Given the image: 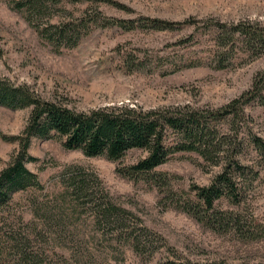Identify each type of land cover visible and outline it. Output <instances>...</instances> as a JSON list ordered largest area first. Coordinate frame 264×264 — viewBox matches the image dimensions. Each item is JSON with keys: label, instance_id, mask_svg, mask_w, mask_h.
Returning <instances> with one entry per match:
<instances>
[{"label": "rangeland", "instance_id": "rangeland-1", "mask_svg": "<svg viewBox=\"0 0 264 264\" xmlns=\"http://www.w3.org/2000/svg\"><path fill=\"white\" fill-rule=\"evenodd\" d=\"M9 1L12 0H0V79L26 85L40 98L77 112L122 105L143 111L189 110L206 116L217 127H225L231 123L211 121L209 112L252 90L254 80L264 77V53L257 58L237 57L224 69H214L209 64L182 68L208 55L211 40L204 36L207 22L250 21L264 27V0H112L116 5L99 0H43L47 8L33 24L30 12L11 9ZM96 7L108 17L131 20L139 28H92L70 49L54 48L36 33L38 26L92 17ZM142 17L196 22L154 31L137 26ZM191 34L194 39L186 40ZM243 108L239 129L264 140V106L255 97ZM29 113V108L0 106V172L18 151L17 138L23 133ZM27 154L32 160H26L24 165L36 175L41 188L12 193L9 201L0 205V211L22 215L26 220L31 219L32 211H38L39 217L50 215L55 220L46 230L66 232V226L68 231H74V237L62 234L50 242L44 234L37 241V245L46 247L48 260L68 264H144L141 257L127 246L112 242L109 235L93 236L95 228L88 216L93 207L75 198L68 180L69 172L78 168L90 192L95 193L93 197L97 198L102 189L116 206L137 215L164 239L166 244L161 245L171 250L160 246L147 264H164L172 253L182 258L177 264L187 259L196 264H264V236L243 241L230 234L218 235L176 208L177 202L192 197V185L207 186L219 170L220 166L204 162L195 153H176L157 168V173L170 178L169 184L161 188L152 181L134 180L117 172L144 158L143 150H131L113 162L66 150L58 138H33ZM218 205L239 211L264 230V168L239 206L226 200ZM59 211H65L62 217ZM71 211L78 212L71 215Z\"/></svg>", "mask_w": 264, "mask_h": 264}, {"label": "trees", "instance_id": "trees-1", "mask_svg": "<svg viewBox=\"0 0 264 264\" xmlns=\"http://www.w3.org/2000/svg\"><path fill=\"white\" fill-rule=\"evenodd\" d=\"M99 1L116 5L112 0ZM8 6L16 11L26 9L32 17L31 23L39 20L47 8L43 0H12ZM137 21L140 24L137 26L154 31L172 30L196 22L190 19L176 23L146 17ZM108 26H118L124 30L139 28L131 20L108 17L96 7L92 17L64 20L54 25L35 27V30L42 40L54 48L70 49L87 36L92 28ZM205 29V38L211 40L208 55L182 68L209 64L214 69H224L237 57L246 55L257 58L264 53V27L257 22L209 21ZM190 39H194L193 34L186 40ZM263 80V76L260 80H254L252 90L209 112L211 121L228 120L231 123L230 126L217 127L206 116L189 110L143 111L122 105L77 112L40 98L26 85L0 79V106L13 110L30 109L23 133L17 138L18 151L0 172V205H5L16 191L41 188L36 175L24 165L26 160H32L27 150L33 138H58L66 150H78L86 157H104L113 162L131 150H143L146 152L144 158L130 166L118 168L117 172L134 180L152 181L159 188L168 185L170 178L164 173H157V168L176 153L192 152L204 162L220 167L207 186L192 185V197L177 202L176 208L215 234H230L243 241L263 237L264 230L254 225L252 219L249 220L239 211L227 210L218 205L226 200L229 204L239 206L249 186L259 178L264 168V140L238 127L244 117L243 107L250 100L257 97L264 106ZM252 153L253 156H250ZM81 171L77 168L75 172H69L68 180L75 198L93 207L94 211H89L88 215L95 228L93 236L109 235L112 242L127 246L134 255L144 260V264L161 250L160 246L171 250L161 245L165 243L162 237L149 229L137 215L116 206L102 189L99 188L97 198L93 197L95 193L90 192L88 181ZM37 212L32 211L31 219L26 220L22 215L12 216L8 211H0V264H68L48 260L45 256L46 247L37 245V241L44 234L50 242H55L62 234L74 237V231H68L66 226H63L66 232L56 228L55 231L46 230L55 220L50 215L39 217ZM63 212L59 211L61 217ZM71 212L72 215L78 211ZM53 235L55 237H51ZM180 259L174 253L168 254L164 264H177ZM178 264L196 263L187 259Z\"/></svg>", "mask_w": 264, "mask_h": 264}]
</instances>
